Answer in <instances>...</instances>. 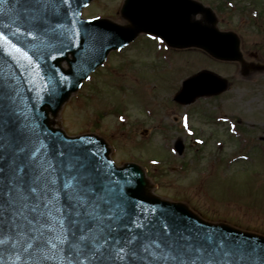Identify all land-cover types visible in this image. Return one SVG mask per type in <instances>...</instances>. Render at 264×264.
Listing matches in <instances>:
<instances>
[{"label":"rangeland","instance_id":"obj_1","mask_svg":"<svg viewBox=\"0 0 264 264\" xmlns=\"http://www.w3.org/2000/svg\"><path fill=\"white\" fill-rule=\"evenodd\" d=\"M203 1L215 7L223 3L224 9L217 10L220 27L240 35L247 59L257 54L264 62V27L252 22L249 12L236 10L241 4L252 7V2L260 7L264 0H232L231 5H225L226 0ZM122 2L95 0L84 14L125 23L118 13ZM205 68L227 77L230 88L189 105L172 100L185 78ZM113 106L116 112L123 110V119ZM185 116L195 136L182 130ZM233 119L247 140L230 139ZM61 120L71 135L104 136L118 164L136 161L145 166L160 196L185 201L211 220H229L264 233V72L245 79L237 62L214 60L195 47L168 50L142 36L110 55L65 104ZM180 137L183 154L173 149Z\"/></svg>","mask_w":264,"mask_h":264},{"label":"water","instance_id":"obj_2","mask_svg":"<svg viewBox=\"0 0 264 264\" xmlns=\"http://www.w3.org/2000/svg\"><path fill=\"white\" fill-rule=\"evenodd\" d=\"M90 1L71 0L70 4H62L57 0V11L49 13L47 22L41 28L32 26L40 24V21L30 22L23 18V5H17L15 0L0 5L5 9L4 13H0V25H11L9 29L0 26V31H4L13 43L18 44L33 58V66H29L22 57L8 56L0 48V93L14 97V102H5L11 103L18 113L17 123L29 148H39L40 141L43 140L49 145L48 151L51 154L57 146L72 142L70 147L75 148L77 153L88 155L85 149L97 153L101 159L109 162L107 170L112 175V186L116 187V182L122 186L124 205L132 219L138 218V223L153 221L159 224L165 219L172 223L175 219L177 223L193 229L194 232L214 233L217 236L223 234L236 241L250 240L257 245H264V236L237 230L225 224L210 223L192 212L184 203L167 201L151 194L144 171L137 165L117 168L109 159V149L102 140L92 136L68 137L62 129L53 126L55 121L50 118V114L57 116L63 103L77 90L81 81L103 63L110 50L127 44L142 32L159 35L175 47L197 46L217 58L241 61L243 73L247 75L250 74L251 67L252 70H263L264 66L247 65L243 60L237 34L232 31H220L214 12L199 2L178 0V4H173L170 0H125L121 16L126 19V23L121 24L107 18L83 19L82 8ZM9 9L13 11L9 13ZM197 13H202V20L193 18ZM17 16L20 18L14 19ZM17 28L20 29L19 32ZM76 30L79 31L78 35L74 34ZM29 31L33 32V36L28 35ZM53 56L56 59H52ZM64 61H67V68L62 66ZM35 64L40 65L39 74ZM61 76L66 79H61ZM46 79L49 83L45 90L42 85ZM227 88V79L210 70H203L184 82L176 99L190 102L197 96L218 94ZM33 122L40 126L39 136L30 131L29 126ZM177 147L182 150V146ZM44 151L41 149L38 157L43 156ZM46 175L55 178L56 189L68 179L67 174L59 168L55 172L50 170ZM48 199L52 201L49 206L52 219L42 220V224H48L50 227H42L40 231L45 238L52 239L59 245L58 248L48 251L52 258L29 259L30 254L37 256L34 251L36 242L31 237L38 233H33L25 227L21 229L25 235L13 232V241L0 245V256L3 257L0 264H69L70 261L76 264L71 245L77 242V238L68 233L64 244L55 239L65 235L64 229L57 223L59 214L55 211L57 206L64 203L63 193L61 192L59 202L51 195ZM41 210L48 211L43 207ZM125 223L134 232L140 231L127 219ZM68 227L66 220L64 228ZM13 242L15 248L12 247ZM29 243L33 244V248H27ZM16 253L20 254V260L15 259ZM83 264L88 262L83 261Z\"/></svg>","mask_w":264,"mask_h":264},{"label":"snow or ice","instance_id":"obj_3","mask_svg":"<svg viewBox=\"0 0 264 264\" xmlns=\"http://www.w3.org/2000/svg\"><path fill=\"white\" fill-rule=\"evenodd\" d=\"M59 2L70 4L71 0ZM8 3L10 0H0V5ZM15 3L23 5L24 19L41 22L33 24L35 28H41L49 13L57 11V0H15ZM4 12L5 9L0 7V13ZM0 26L11 27L9 23ZM74 34L78 35L79 31ZM28 35L33 36V32L29 31ZM0 48L6 55L13 58L18 55L33 66L32 56L13 43L4 31H0ZM34 67L39 74L40 65ZM61 79L66 77L61 76ZM48 83L46 79L42 85L45 90ZM5 101L14 102V97L0 93V234H3L0 245L13 241V232L25 235L21 229L27 227L38 233L31 237L36 242L37 256L30 254L29 259H51L48 251L59 245L45 238L40 228L50 227L42 224L45 218L52 219L49 207L52 201L48 197L51 195L59 202L62 192L64 203L55 211L59 214L57 223L65 235L55 239L64 244L68 233L77 238L71 245L76 264H83V261L88 264H264V245L254 241H236L223 234L194 232L175 219L172 223L167 219L159 224L153 221L138 223V218L132 219L124 205L122 186L119 182L116 187L112 186V175L107 170L109 162L90 149H85L88 155L77 153L70 147L72 142L57 146L51 154L49 145L43 140L39 148H29L17 123L18 113ZM184 126L188 127L187 116ZM29 127L36 136L40 135L38 123L33 122ZM41 149L45 151L38 157ZM57 168L68 176L59 189L55 188V178L46 175ZM42 207L48 211H42ZM126 219L140 231L129 228ZM66 220L68 228H64ZM12 247L15 248L14 242ZM27 248H33V244L29 243ZM15 259H21L19 253L15 254Z\"/></svg>","mask_w":264,"mask_h":264}]
</instances>
